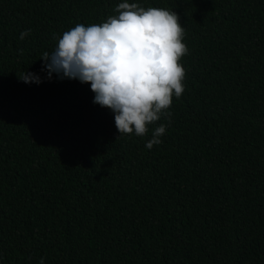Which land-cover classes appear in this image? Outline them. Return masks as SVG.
Wrapping results in <instances>:
<instances>
[{
  "label": "trees",
  "instance_id": "16d2710c",
  "mask_svg": "<svg viewBox=\"0 0 264 264\" xmlns=\"http://www.w3.org/2000/svg\"><path fill=\"white\" fill-rule=\"evenodd\" d=\"M122 2L0 0V264H264V0H129L175 11L189 50L144 136L42 70Z\"/></svg>",
  "mask_w": 264,
  "mask_h": 264
},
{
  "label": "clouds",
  "instance_id": "9594fccd",
  "mask_svg": "<svg viewBox=\"0 0 264 264\" xmlns=\"http://www.w3.org/2000/svg\"><path fill=\"white\" fill-rule=\"evenodd\" d=\"M115 12L103 23L77 24L65 31L56 48L41 56L42 70L49 79L57 73L60 79L89 83L93 103L115 113L119 136H144L149 125L170 117L173 97L184 92L186 72L180 61L189 51L184 28L178 14L165 8L124 0ZM30 32H22L20 40ZM19 76L25 83L42 82L36 73ZM165 132V124L157 126L146 148L160 144ZM39 264H44L43 258Z\"/></svg>",
  "mask_w": 264,
  "mask_h": 264
}]
</instances>
